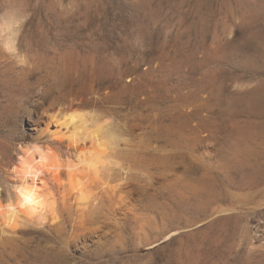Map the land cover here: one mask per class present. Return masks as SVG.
Masks as SVG:
<instances>
[{
    "label": "rangeland",
    "instance_id": "rangeland-1",
    "mask_svg": "<svg viewBox=\"0 0 264 264\" xmlns=\"http://www.w3.org/2000/svg\"><path fill=\"white\" fill-rule=\"evenodd\" d=\"M76 111L109 165L0 224V264H264V0H0L4 194L27 147L76 160Z\"/></svg>",
    "mask_w": 264,
    "mask_h": 264
},
{
    "label": "bare ground",
    "instance_id": "bare-ground-1",
    "mask_svg": "<svg viewBox=\"0 0 264 264\" xmlns=\"http://www.w3.org/2000/svg\"><path fill=\"white\" fill-rule=\"evenodd\" d=\"M5 45L11 49L13 47L12 38L8 39ZM68 113L60 124L67 130L66 140L77 148L76 160L64 165L60 160V155L51 146L43 147L38 144L25 148L19 166L14 169L16 180L12 190L8 191L7 199L0 185V224L17 230L24 223L33 220L39 222L47 220V209L51 206L48 197L53 192L49 181L52 180L55 184L63 182L61 172L65 168L68 171L66 185L70 192H77L81 201L87 199L86 186H84L86 182L84 181H88L90 178L86 179L90 176L98 175L100 168L107 166L111 129L108 123L100 122V119H96L94 115L77 111ZM88 142L92 145H87ZM81 145H83L82 148ZM42 158L48 163H42ZM25 197L29 199L26 200ZM9 204H11V209H9Z\"/></svg>",
    "mask_w": 264,
    "mask_h": 264
},
{
    "label": "clouds",
    "instance_id": "clouds-1",
    "mask_svg": "<svg viewBox=\"0 0 264 264\" xmlns=\"http://www.w3.org/2000/svg\"><path fill=\"white\" fill-rule=\"evenodd\" d=\"M37 151H39V149H37ZM41 162H42V163H45V164L48 163V161L44 160L43 158H42ZM4 197H5V199H7V198H8V194L5 193V194H4ZM25 199L27 200V199H29V198H28V197H25ZM8 206H9V209H11V204H9Z\"/></svg>",
    "mask_w": 264,
    "mask_h": 264
}]
</instances>
